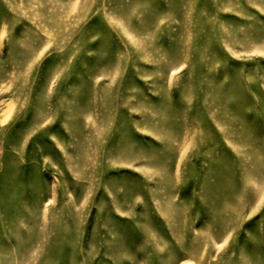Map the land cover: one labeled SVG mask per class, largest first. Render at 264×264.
<instances>
[{
    "label": "rangeland",
    "instance_id": "374dc122",
    "mask_svg": "<svg viewBox=\"0 0 264 264\" xmlns=\"http://www.w3.org/2000/svg\"><path fill=\"white\" fill-rule=\"evenodd\" d=\"M0 264H264V0H0Z\"/></svg>",
    "mask_w": 264,
    "mask_h": 264
}]
</instances>
